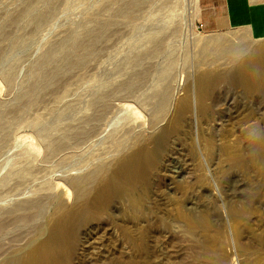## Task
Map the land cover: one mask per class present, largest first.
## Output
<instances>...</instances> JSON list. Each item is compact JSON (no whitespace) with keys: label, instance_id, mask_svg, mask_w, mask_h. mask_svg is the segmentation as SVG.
<instances>
[{"label":"rangeland","instance_id":"obj_1","mask_svg":"<svg viewBox=\"0 0 264 264\" xmlns=\"http://www.w3.org/2000/svg\"><path fill=\"white\" fill-rule=\"evenodd\" d=\"M135 3L139 8L130 7ZM153 34L161 39L151 45ZM215 38H221L219 45L201 50ZM258 43L264 37L240 28L203 30L199 0H0V109H27L29 93L40 105L34 108L39 113L22 115L0 148V213L24 199L51 195L46 206L59 200L78 206L72 178L106 159L129 130L137 137L129 138L123 153L142 146L155 151L141 222L133 221L143 226V249L137 253L118 230L121 203L113 201L96 223L78 230L69 264H264V91L251 96L241 78L244 64L253 63L244 50ZM230 46L240 54L225 56L222 47ZM148 48L144 60L134 58ZM171 58L172 74L161 84L159 72ZM144 65L149 75L137 78ZM204 70L213 71L215 82L199 102L196 76ZM131 78L135 98L112 101L116 109L93 136L82 144L68 142L46 160V138L26 127L32 113L42 115L35 117L38 123L51 121L53 137L63 128L74 132L78 102L90 97L86 88ZM163 88L169 100L155 117L156 100L145 98ZM116 159L108 161L96 189ZM25 162L31 170L23 176L17 169Z\"/></svg>","mask_w":264,"mask_h":264},{"label":"bare ground","instance_id":"obj_2","mask_svg":"<svg viewBox=\"0 0 264 264\" xmlns=\"http://www.w3.org/2000/svg\"><path fill=\"white\" fill-rule=\"evenodd\" d=\"M135 6H137V3L131 5L130 7L139 8ZM126 10L127 6L122 5L119 12L124 14ZM39 20L42 21L40 18ZM40 21L38 23H40ZM176 33L177 29L174 28L172 35H175ZM158 39L160 40L161 38H158L157 34H153L150 36L148 41L151 45H153L156 41H158ZM221 41V38L204 41L201 45V50L208 51L213 45H219ZM150 51V48H148L146 51H138L134 58L137 61L142 59L144 60L146 54L151 53ZM240 51L241 49L230 46L229 50H227L225 47H222L221 52L223 54L226 53L225 56L228 57L233 56ZM244 51L249 52V54L252 56L251 59L253 60V63L248 64V62H246L244 64L241 74L243 82L242 84H244L247 92L251 93L252 96L253 93L257 94V92L259 93L260 91H264V43H258L252 48ZM83 56L85 55L83 54ZM173 61L174 59L171 58L170 65L164 66L163 70L159 72V78H161L159 82L161 84H164V78H166V76H170L172 74ZM145 67L146 65H144L143 68H141V70L136 73L137 78L142 79V77L149 75ZM147 67L151 68V65H148ZM235 74L234 76H237ZM234 76L232 77L234 78ZM217 78H219L218 75ZM214 82L215 77L212 70L198 72V75L196 76V83L198 86L196 87H198L197 97L199 102L204 97V95L208 93V86L210 84L212 85ZM86 92H88L87 95L90 97L88 99L83 98L78 102V111L81 112V115L78 119L77 129L74 132L70 131L71 133H69V128H63V133L53 137V135L51 136V134H48L50 131H48V124H51V121L50 123L47 122L46 124L38 123V121L41 120V114L35 116L34 113H32L30 118L27 117L31 120L26 122V127L34 131L39 129L41 134H39V136H44L46 138L47 146H45L46 154L44 155L46 160H48V157L59 153V151L64 147H67V145L70 144L68 142H73L72 144H82L88 138L93 136L100 127V120H103L104 116L108 115L107 113L112 112V109H116L115 106H113V103L115 102L112 103V101H121L127 98H135L137 87L136 81L132 80V78L122 81L116 85H114L111 81L106 80L104 82H96L94 86H90V88H86L83 91V93ZM83 93H81V95ZM147 98H153L156 100V103L154 101L155 104L152 106V108L155 110V117H160L167 107V102L169 100L168 92L165 91L164 88L163 90L156 89L152 92L150 97L147 96L145 99ZM23 103L26 106L25 108H27L25 110H20V108L9 110L0 109V148L4 146L5 142H7L10 130L13 128L14 124L21 122L20 120L22 115L25 113L30 115L28 112L33 111L35 106H40L38 105L39 101H37V96L33 93H29ZM183 104L187 105V101L184 100ZM178 108L176 112H178ZM198 108L201 109V106ZM87 110L90 111V116H87L88 118L85 116ZM35 117L40 120L37 121L36 119L35 121ZM178 119L179 117H177V120L174 121L177 124ZM22 126L23 125H21V127ZM176 128L177 127H175V129ZM171 132H173V130ZM130 133L131 132L128 130L120 136L117 149L112 151L113 154L112 152L110 153L113 155L111 158V155L109 154L106 159H103V161L97 163L93 168H90L87 173L72 178L74 188L73 200L76 202L78 200V206H64V202L61 200L57 201L51 207L46 206L45 202L47 200H51L53 197L51 195L46 197H38L36 199H24L10 208L7 207L5 210L2 209L4 211L0 213V264H69L72 254L77 248L78 230L87 223H96V221L99 220L101 216L107 213V210L110 209L107 208L113 201H119L121 203H118L121 205L120 210L118 209V217L120 218L119 221H121L117 223V227L119 228L118 230L122 232V234L125 236L124 238L127 237L125 240L133 245L135 251L140 253L141 249H143V247L140 248L141 242L145 241L141 240V238L144 236H142L143 232L141 234L140 232L144 229L140 228L143 227L141 226V223V225H139L140 227L138 225L137 227V223H134L133 221L136 222L138 219L140 220V217L142 216L141 208L144 201V189L149 186L148 184L150 183V174L156 166V161L155 151L144 146L129 153H123V150L125 151V147L127 148L131 145L129 138L137 137L136 135H133L134 133H131L130 137ZM115 158L117 159L115 165L112 164L114 166L113 169L111 172L108 171V175L105 176L103 180L104 185L102 187L99 186L100 188L96 189L95 186L101 179V174L103 175L102 172H105V170L107 171L108 169L107 165L110 162L109 160ZM30 166L28 167L25 162L23 165L21 164L19 166L17 171L24 176V173H28L31 170ZM150 212H152V210ZM143 215L145 216V214ZM141 219H143V217ZM156 221L158 220L156 219L155 222ZM129 222H131L132 225L129 226ZM155 222L154 224H156ZM147 224L149 225V222ZM139 229L142 230L140 231Z\"/></svg>","mask_w":264,"mask_h":264},{"label":"crops","instance_id":"obj_3","mask_svg":"<svg viewBox=\"0 0 264 264\" xmlns=\"http://www.w3.org/2000/svg\"><path fill=\"white\" fill-rule=\"evenodd\" d=\"M199 21L206 31L240 28L260 39L264 37V1L199 0Z\"/></svg>","mask_w":264,"mask_h":264}]
</instances>
